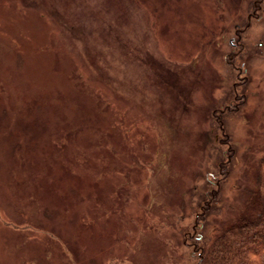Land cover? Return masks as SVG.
I'll use <instances>...</instances> for the list:
<instances>
[{
  "label": "rangeland",
  "instance_id": "374dc122",
  "mask_svg": "<svg viewBox=\"0 0 264 264\" xmlns=\"http://www.w3.org/2000/svg\"><path fill=\"white\" fill-rule=\"evenodd\" d=\"M263 157L264 0H0V264H192Z\"/></svg>",
  "mask_w": 264,
  "mask_h": 264
},
{
  "label": "trees",
  "instance_id": "16d2710c",
  "mask_svg": "<svg viewBox=\"0 0 264 264\" xmlns=\"http://www.w3.org/2000/svg\"><path fill=\"white\" fill-rule=\"evenodd\" d=\"M254 182L247 200L248 210L237 221L208 240L205 236L196 237V243L189 247L192 248L189 253L192 264H264V157L258 161ZM201 194L198 203L200 221L197 220L203 231L204 225L210 223L208 217L218 212L212 206L219 202V191L204 188ZM195 229L194 226L192 230Z\"/></svg>",
  "mask_w": 264,
  "mask_h": 264
}]
</instances>
